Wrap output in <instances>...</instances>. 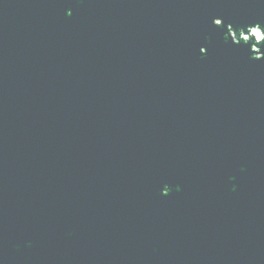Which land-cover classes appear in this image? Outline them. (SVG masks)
I'll return each instance as SVG.
<instances>
[{"label":"water","instance_id":"1","mask_svg":"<svg viewBox=\"0 0 264 264\" xmlns=\"http://www.w3.org/2000/svg\"><path fill=\"white\" fill-rule=\"evenodd\" d=\"M0 264H264V0H0Z\"/></svg>","mask_w":264,"mask_h":264},{"label":"rangeland","instance_id":"2","mask_svg":"<svg viewBox=\"0 0 264 264\" xmlns=\"http://www.w3.org/2000/svg\"><path fill=\"white\" fill-rule=\"evenodd\" d=\"M254 32H255V34L257 35V37H259V36H260V33H259V31L255 30Z\"/></svg>","mask_w":264,"mask_h":264}]
</instances>
